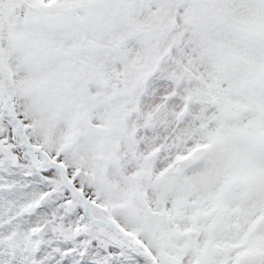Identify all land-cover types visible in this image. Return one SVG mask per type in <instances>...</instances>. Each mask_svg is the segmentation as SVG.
Instances as JSON below:
<instances>
[{"label": "snow or ice", "instance_id": "snow-or-ice-1", "mask_svg": "<svg viewBox=\"0 0 264 264\" xmlns=\"http://www.w3.org/2000/svg\"><path fill=\"white\" fill-rule=\"evenodd\" d=\"M0 264H264V0H0Z\"/></svg>", "mask_w": 264, "mask_h": 264}]
</instances>
